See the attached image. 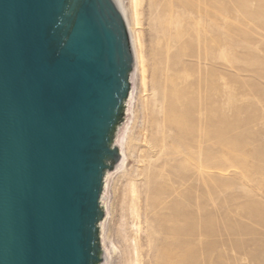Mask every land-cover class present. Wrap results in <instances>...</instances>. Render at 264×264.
I'll use <instances>...</instances> for the list:
<instances>
[{
  "label": "rangeland",
  "instance_id": "rangeland-1",
  "mask_svg": "<svg viewBox=\"0 0 264 264\" xmlns=\"http://www.w3.org/2000/svg\"><path fill=\"white\" fill-rule=\"evenodd\" d=\"M138 13L146 89L135 64L104 253L129 264L136 244L139 264H264V0L239 13L231 0H140Z\"/></svg>",
  "mask_w": 264,
  "mask_h": 264
},
{
  "label": "water",
  "instance_id": "water-1",
  "mask_svg": "<svg viewBox=\"0 0 264 264\" xmlns=\"http://www.w3.org/2000/svg\"><path fill=\"white\" fill-rule=\"evenodd\" d=\"M133 68L125 0H0V264H104Z\"/></svg>",
  "mask_w": 264,
  "mask_h": 264
},
{
  "label": "bare ground",
  "instance_id": "bare-ground-1",
  "mask_svg": "<svg viewBox=\"0 0 264 264\" xmlns=\"http://www.w3.org/2000/svg\"><path fill=\"white\" fill-rule=\"evenodd\" d=\"M231 2L233 5H235L236 10L239 13L241 8H242V0H231ZM131 5H132V23L130 25V23L128 22V30H129L131 47H132V51H133V55H134L133 73H134L135 64H136L135 76L139 73V75H140V77H139L140 88H141V90L145 91L146 79H145L144 58H143V54H142L141 34H140V30H138V28H137L140 24L139 13H138V7L140 5V0H131ZM234 17H235L234 21L238 22L239 21V14L235 15ZM127 21H128V18H127ZM133 85H134V83H133ZM133 99H134V86H133V93H132V101H133ZM131 106H132V103H131ZM125 159H126V155H125V152H123L121 164L114 170L113 173H111L109 175V179L112 177V175H114L117 171L120 170V168L124 164ZM129 191H130L129 195L131 196V200L133 203V208H132L133 211L132 212L135 214L136 218L138 219L139 214H137L138 213L137 208H136L137 203H135L138 200V194H137V190L135 188V185L131 184ZM104 213H105V216L103 219V226H102L103 245H104V236H105V229H106L105 226H106V223L108 222V218L110 215L109 205L107 203L105 204ZM104 248H105V253H104V249H103V255H104L103 257H104V262H105L104 264H111L110 261L112 259V255L114 254L116 249L112 248L110 250L109 248H106L105 246H104ZM128 262H129V264H139V255H138L136 244H134V246L132 248L131 257H130Z\"/></svg>",
  "mask_w": 264,
  "mask_h": 264
}]
</instances>
